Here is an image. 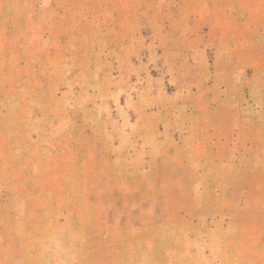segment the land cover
Here are the masks:
<instances>
[{
  "label": "rangeland",
  "instance_id": "374dc122",
  "mask_svg": "<svg viewBox=\"0 0 264 264\" xmlns=\"http://www.w3.org/2000/svg\"><path fill=\"white\" fill-rule=\"evenodd\" d=\"M0 264H264V0H0Z\"/></svg>",
  "mask_w": 264,
  "mask_h": 264
}]
</instances>
